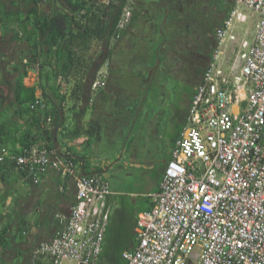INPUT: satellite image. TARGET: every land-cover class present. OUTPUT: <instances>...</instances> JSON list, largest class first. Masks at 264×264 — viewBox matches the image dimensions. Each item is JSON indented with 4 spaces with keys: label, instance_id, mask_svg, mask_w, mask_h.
<instances>
[{
    "label": "built area",
    "instance_id": "built-area-1",
    "mask_svg": "<svg viewBox=\"0 0 264 264\" xmlns=\"http://www.w3.org/2000/svg\"><path fill=\"white\" fill-rule=\"evenodd\" d=\"M227 1L232 9L215 29L213 58L192 93L151 207L137 218V244L122 253L123 264H264V0ZM238 4L258 12L259 21L252 39H242L231 56L222 46L237 39L233 23L247 18ZM130 16L125 6L117 27ZM104 77L100 69L90 88H103ZM30 106L51 124L42 97ZM2 154L33 184L51 170L76 176L68 215L56 214L60 228L34 254L52 264H93L109 218V181L77 176L73 159L45 144Z\"/></svg>",
    "mask_w": 264,
    "mask_h": 264
},
{
    "label": "crops",
    "instance_id": "crops-1",
    "mask_svg": "<svg viewBox=\"0 0 264 264\" xmlns=\"http://www.w3.org/2000/svg\"><path fill=\"white\" fill-rule=\"evenodd\" d=\"M88 1L94 11L100 12L109 2ZM125 6L131 7L128 23L101 39L95 37L82 65L72 70L71 80L66 83L68 91L63 87L59 90L67 97L78 80L87 83L85 93L89 91L90 96L82 127L73 133L78 122L72 112L65 114L66 126L57 130V139L62 152L72 153L77 176L100 171L98 175L108 180L111 187L106 200L108 223L93 264H123L122 253L137 244V218L151 207V196L159 189L163 168L186 122L194 91L186 79L193 75L185 72L188 67L182 63H173L171 48L184 42L186 35L195 42L205 38L204 30L197 25L201 23L199 19L194 18V25L186 26L187 13L194 16L195 10L188 0H125L118 19ZM55 7L66 8V4L55 0ZM44 9L50 11L52 4L47 2ZM114 12L117 15V8ZM254 33L255 30L252 37ZM26 53L24 42L0 32V61ZM100 53H104L100 69L105 71V86L94 91L88 83L98 76V72H93V63ZM9 67L7 63L6 68ZM32 68L24 79L27 86L38 79L37 70ZM61 79L57 78V83ZM36 95L41 97L40 89ZM66 97L70 107L77 101V93L72 99ZM16 120L20 125H32L29 116ZM89 125L94 127L91 133L86 131ZM75 178L51 170L38 184H33L15 169L5 171L0 180V195H7L1 207L4 219L11 220L14 228L18 227V221L25 219L28 223L21 233L11 230V247L2 253L3 264H52L49 256L35 255L34 251L60 228L56 214L68 215L75 201Z\"/></svg>",
    "mask_w": 264,
    "mask_h": 264
},
{
    "label": "trees",
    "instance_id": "trees-1",
    "mask_svg": "<svg viewBox=\"0 0 264 264\" xmlns=\"http://www.w3.org/2000/svg\"><path fill=\"white\" fill-rule=\"evenodd\" d=\"M117 1L109 0L100 12V9L94 11L88 0H63L66 8L55 7V0H0L1 34L16 36L27 47L25 55L0 61V180H3L5 171L17 170L14 160L3 155V150L17 155L33 144L53 147L51 130L59 122L57 109L63 111L64 117L72 112L74 121L78 122L73 133L76 134L82 127L90 96L89 91L85 93L87 83L78 80L74 84L75 89L67 95L72 99L77 93V101L71 107L59 90L63 87L68 91L66 83L71 80L72 70L82 65L86 52L91 48L90 42L95 37L101 39L117 30L119 11L125 0ZM47 2L52 4L50 11L44 9ZM24 57L27 59L25 62ZM103 59L104 53L97 55L93 63L94 73L101 68ZM7 63L9 68H6ZM31 67L37 69L38 79L34 85L27 86L24 79ZM59 76L63 81L61 79L57 83ZM92 81L89 80L88 84L91 85ZM37 89L41 90V97L47 104L46 115L52 116L50 125L45 124L39 110L30 106L38 97ZM78 100L81 102L77 103ZM77 104H80L78 108ZM27 116L32 125H20L16 120ZM65 126L64 122L59 129ZM86 131L91 133L94 127L89 125ZM8 144L11 145L9 149ZM63 153L73 159L68 150ZM6 196L5 193L0 195V264H3L2 253L11 247V230L21 233L28 223L25 219L18 221V227L14 228L11 220L4 219L1 207Z\"/></svg>",
    "mask_w": 264,
    "mask_h": 264
},
{
    "label": "flooded vegetation",
    "instance_id": "flooded-vegetation-1",
    "mask_svg": "<svg viewBox=\"0 0 264 264\" xmlns=\"http://www.w3.org/2000/svg\"><path fill=\"white\" fill-rule=\"evenodd\" d=\"M220 1V0H219ZM219 1L215 0H188L194 7V16L191 12L187 13L186 26H192L196 22L194 18L201 21L198 23V28L204 30L205 38L202 42H195V40L183 36L185 41L182 43H175V46L171 48L173 53L171 59L174 64L179 65L182 63L187 68L185 72L189 71L193 76L186 77L188 84L191 87H196L197 80L203 76L204 70L213 58V53L216 47L215 29L219 26V23L228 15L230 10L218 9ZM226 2L227 0H223ZM229 2V1H227ZM230 5L232 4L229 2ZM221 8V7H220ZM200 26V27H199ZM196 49H200L198 52ZM179 52L177 55L176 53ZM166 76V70H163ZM153 80V76L150 78ZM198 80V82H199ZM193 88V90H194ZM193 91L191 92L190 99ZM189 99V101H190Z\"/></svg>",
    "mask_w": 264,
    "mask_h": 264
},
{
    "label": "rangeland",
    "instance_id": "rangeland-1",
    "mask_svg": "<svg viewBox=\"0 0 264 264\" xmlns=\"http://www.w3.org/2000/svg\"><path fill=\"white\" fill-rule=\"evenodd\" d=\"M216 2L219 0H215ZM219 10L225 9V10H231L232 4L230 5L229 2H224L223 0L219 1ZM221 7V8H220ZM236 10L242 13H245L247 15V18L243 22L235 21L232 26V32L234 35H236L237 39L235 41H227L225 44H223V48L227 51V53L231 56H234L235 49H237L240 45L241 40L244 39H252L253 31L256 29V24L259 21V14L258 12L254 11L252 8L247 7L244 4H238L236 7ZM232 48L234 50L232 51ZM198 250V248H196ZM70 264V263H69ZM74 264V263H73Z\"/></svg>",
    "mask_w": 264,
    "mask_h": 264
},
{
    "label": "water",
    "instance_id": "water-1",
    "mask_svg": "<svg viewBox=\"0 0 264 264\" xmlns=\"http://www.w3.org/2000/svg\"><path fill=\"white\" fill-rule=\"evenodd\" d=\"M33 70H36L35 68H32ZM58 111V115H59V122L52 128L51 130V142L53 145V148L56 150V152L60 155V156H65V154L61 151L60 149V144L59 141L57 139V130L63 125L64 123V113L62 110L57 109ZM100 171H97L96 174H98ZM86 172H83V175H86Z\"/></svg>",
    "mask_w": 264,
    "mask_h": 264
},
{
    "label": "clouds",
    "instance_id": "clouds-1",
    "mask_svg": "<svg viewBox=\"0 0 264 264\" xmlns=\"http://www.w3.org/2000/svg\"><path fill=\"white\" fill-rule=\"evenodd\" d=\"M229 14V13H228ZM223 21V20H222ZM36 69V68H35ZM37 70V69H36Z\"/></svg>",
    "mask_w": 264,
    "mask_h": 264
}]
</instances>
